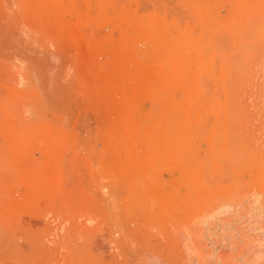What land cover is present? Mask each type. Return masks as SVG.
<instances>
[{"label":"rangeland","instance_id":"1","mask_svg":"<svg viewBox=\"0 0 264 264\" xmlns=\"http://www.w3.org/2000/svg\"><path fill=\"white\" fill-rule=\"evenodd\" d=\"M9 241L44 264H264V0H0Z\"/></svg>","mask_w":264,"mask_h":264},{"label":"bare ground","instance_id":"2","mask_svg":"<svg viewBox=\"0 0 264 264\" xmlns=\"http://www.w3.org/2000/svg\"><path fill=\"white\" fill-rule=\"evenodd\" d=\"M175 15H177V14H175ZM259 43V42H258ZM260 44V43H259ZM261 48V47H260ZM48 55H46V60L48 61V63H45V64H40V71H39V74H40V80L38 79V81H37V86H38V90L43 94V95H45L46 97H48V98H50V96H51V93H52V91H53V89H54V87H55V84L57 83V81H58V74H60V72H61V70H60V66L59 65H57V61H58V59H57V57L54 55V54H52V53H47ZM51 56H50V55ZM259 55V54H258ZM49 56V57H48ZM48 57V58H47ZM237 57V56H236ZM249 58V57H248ZM257 58V57H256ZM44 59V58H43ZM43 59H41L42 61H39L40 63L42 62V63H44V60ZM50 59V60H49ZM45 60V61H46ZM245 60V59H244ZM46 61V62H47ZM51 61V62H50ZM237 61H238V58H237ZM31 64V63H30ZM34 64V63H33ZM244 64V63H243ZM242 65V64H241ZM36 66H37V64H36ZM35 66V67H36ZM247 66H248V64H247ZM37 68V67H36ZM35 68V69H36ZM38 69V68H37ZM30 76H32V75H30ZM35 77V76H34ZM28 78L30 79V77L28 76ZM35 79H37V78H35ZM33 80V79H32ZM32 80H30V81H32ZM29 81V80H28ZM32 83V82H31ZM58 83H59V81H58ZM34 84H35V81H34ZM36 87V86H35ZM34 88V87H33ZM36 89V88H35ZM37 90V91H38ZM38 91V92H39ZM54 94V93H53ZM42 95V96H43ZM40 96V95H39ZM56 96V95H55ZM45 97V98H46ZM50 100V99H49ZM49 100H46V101H49ZM54 100V99H53ZM56 100V99H55ZM51 102V101H50ZM44 104V103H43ZM55 106H56V102H55V104H54ZM48 107V106H47ZM58 222V221H57ZM62 228V227H61ZM63 230V229H62ZM61 230V231H62ZM63 232V231H62ZM85 240V239H84ZM53 241H50L48 244H50V243H52ZM82 242V241H81ZM8 242H5V243H2L1 245H0V257L2 256L3 258H8L9 259V257L11 258V257H13L14 258V260L16 261L15 262V264H44L45 262H43V261H41V260H39L38 259V257H36V256H34V255H32V253L30 254V255H27V256H25V255H22V253H14V254H12L11 252L14 250V249H16L14 252H20V249L22 250V246H21V244H17L16 243V245H17V247L15 246V243H12V242H10L9 241V243H10V245L9 244H7ZM12 243V244H11ZM25 243V242H24ZM63 243V242H62ZM77 243V242H76ZM14 244V245H13ZM56 244H57V242H56ZM65 244V243H64ZM69 244V243H68ZM75 244V243H74ZM79 244V243H78ZM86 244H89L90 245V243L88 242V243H86ZM85 244V245H86ZM13 245V246H12ZM81 245H82V243L79 245V248H78V251L79 250H81L82 249V247H81ZM83 245H84V243H83ZM84 245V246H85ZM21 246V247H20ZM26 246H28V245H26ZM63 246H66V245H63ZM75 246H78L77 244H75ZM74 246V247H75ZM87 246V245H86ZM86 246H85V248H86ZM62 247V246H61ZM68 247H70V245H68ZM68 247H66V248H68ZM88 247V246H87ZM64 248V250H66L65 249V247H63ZM62 248V249H63ZM84 248V249H85ZM69 249H71V248H69ZM90 249H91V247H90ZM73 250V249H72ZM71 250V251H72ZM87 251L89 250V247H88V249H86ZM86 250L85 251H83L84 253V255H85V260L87 259V260H91L92 261V257L93 256H91L90 255V253L89 252H86ZM93 250V249H92ZM67 251V250H66ZM66 251H65V253H66ZM70 251V252H71ZM74 252H75V249L73 250ZM72 251V253H74ZM85 252H86V254H85ZM76 253H77V250H76ZM79 253V252H78ZM78 253H77V256H78V259L80 258L79 257V255H78ZM70 254V258H71V260H72V254L71 253H69ZM80 254H81V252H80ZM94 254V253H93ZM102 254V253H101ZM111 252H110V256H108V257H111ZM36 255V254H35ZM102 255H104V254H102ZM101 255V256H102ZM77 256L75 255V257H76V259H77ZM82 257H84L83 255H81ZM106 256V259L108 258ZM37 260H36V259ZM65 258V257H64ZM69 258V259H70ZM94 258V257H93ZM102 258H103V262H101V263H106L104 260H105V258L102 256ZM80 259H83V258H80ZM79 259V260H80ZM95 259V258H94ZM51 260V259H50ZM49 260V261H50ZM53 260V259H52ZM99 260V259H98ZM83 261V260H82ZM82 261H81V263H82ZM55 262V261H54ZM76 262V261H75ZM78 262V261H77ZM68 264V263H67ZM74 264H76V263H74ZM80 264V263H79ZM88 264V263H87Z\"/></svg>","mask_w":264,"mask_h":264}]
</instances>
